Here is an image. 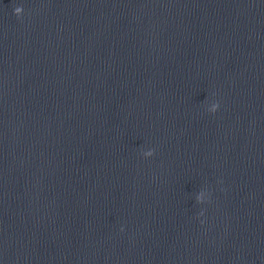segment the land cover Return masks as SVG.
<instances>
[{"label": "water", "instance_id": "1", "mask_svg": "<svg viewBox=\"0 0 264 264\" xmlns=\"http://www.w3.org/2000/svg\"><path fill=\"white\" fill-rule=\"evenodd\" d=\"M0 264H264V0H0Z\"/></svg>", "mask_w": 264, "mask_h": 264}, {"label": "clouds", "instance_id": "2", "mask_svg": "<svg viewBox=\"0 0 264 264\" xmlns=\"http://www.w3.org/2000/svg\"><path fill=\"white\" fill-rule=\"evenodd\" d=\"M14 11H15V13L17 15H19V14H21L23 12V7L22 6H18V7L15 8Z\"/></svg>", "mask_w": 264, "mask_h": 264}]
</instances>
